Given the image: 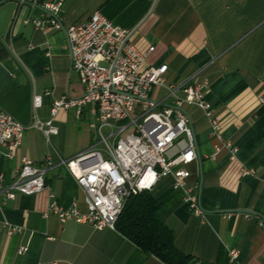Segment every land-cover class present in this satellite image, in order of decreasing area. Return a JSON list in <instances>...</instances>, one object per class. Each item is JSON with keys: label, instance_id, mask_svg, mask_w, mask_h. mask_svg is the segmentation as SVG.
<instances>
[{"label": "crops", "instance_id": "obj_1", "mask_svg": "<svg viewBox=\"0 0 264 264\" xmlns=\"http://www.w3.org/2000/svg\"><path fill=\"white\" fill-rule=\"evenodd\" d=\"M45 1L63 3L66 27L100 12L132 31L140 52L152 49L145 67L167 65L172 85L208 80L205 99L221 132L214 134L202 110L187 107L201 160L189 167L186 187L176 188L173 178H165L150 192L161 205L156 220L174 232L188 264H264V0ZM35 19H44L40 9L16 0L0 4V107L24 126L48 122L55 100L84 93L71 68L66 34L26 23ZM35 95L43 96V105L34 112ZM155 98L165 104L173 100L164 88L155 91ZM92 122L87 110L82 116L62 111L54 122L58 134L49 140L30 129L14 158H8V148L1 149L5 188L13 184L23 158L51 166L43 192L0 197V264H163L116 228L98 230L46 216L53 202L62 208L78 204L86 212L85 195L61 162L96 145ZM245 168L255 174L244 177ZM188 192L199 198L203 216L186 207ZM233 251L238 258L231 262Z\"/></svg>", "mask_w": 264, "mask_h": 264}, {"label": "built area", "instance_id": "obj_2", "mask_svg": "<svg viewBox=\"0 0 264 264\" xmlns=\"http://www.w3.org/2000/svg\"><path fill=\"white\" fill-rule=\"evenodd\" d=\"M6 1L0 0V4ZM16 1L43 13V20H28L27 24L40 30L51 26L66 34L71 68L78 74L84 93L78 99L55 100L51 119L46 123L36 120L30 126L22 125L0 107V152L8 148V158H14L24 133L30 129L42 131L48 140L57 135L54 122L62 111L75 110L78 116L89 111L91 128L99 137L90 150L61 162L84 193L86 212L78 204L62 208L53 202L46 216L53 214L61 222L89 223L98 230L115 229L129 197L152 192L165 178H173L176 188L186 187L192 176L189 167L201 160L187 107L202 110L214 134L221 132L213 106L205 99L208 80L191 79L179 86L168 83L167 65L145 67L152 49L140 52L132 42L134 33L116 26L100 12L93 13L85 23L66 27L61 1ZM158 88L169 92L171 103L155 98ZM180 92L184 97L178 95ZM42 105L43 96L35 95L33 111ZM50 166V162L36 166L23 158L10 187L3 186L0 173V197L13 200L17 195L43 192ZM253 174V169L243 170L244 177ZM184 202L191 213L204 215L197 195L188 192ZM25 251L23 248L20 253ZM229 257L234 262L238 254L233 251Z\"/></svg>", "mask_w": 264, "mask_h": 264}, {"label": "trees", "instance_id": "obj_3", "mask_svg": "<svg viewBox=\"0 0 264 264\" xmlns=\"http://www.w3.org/2000/svg\"><path fill=\"white\" fill-rule=\"evenodd\" d=\"M160 208V203L149 192L131 196L116 230L147 257H155L163 264H188L190 257L177 248L174 232L156 220Z\"/></svg>", "mask_w": 264, "mask_h": 264}, {"label": "rangeland", "instance_id": "obj_4", "mask_svg": "<svg viewBox=\"0 0 264 264\" xmlns=\"http://www.w3.org/2000/svg\"><path fill=\"white\" fill-rule=\"evenodd\" d=\"M72 112L75 113L74 111H72ZM89 131H90L91 139H92L93 143L98 144L99 137L97 135V132L94 129H92V128ZM84 132H87L86 128H84Z\"/></svg>", "mask_w": 264, "mask_h": 264}]
</instances>
